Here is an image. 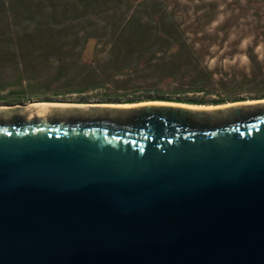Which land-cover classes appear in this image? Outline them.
Wrapping results in <instances>:
<instances>
[{
	"label": "water",
	"instance_id": "95a60500",
	"mask_svg": "<svg viewBox=\"0 0 264 264\" xmlns=\"http://www.w3.org/2000/svg\"><path fill=\"white\" fill-rule=\"evenodd\" d=\"M228 104L0 105V264H264V100Z\"/></svg>",
	"mask_w": 264,
	"mask_h": 264
},
{
	"label": "rangeland",
	"instance_id": "374dc122",
	"mask_svg": "<svg viewBox=\"0 0 264 264\" xmlns=\"http://www.w3.org/2000/svg\"><path fill=\"white\" fill-rule=\"evenodd\" d=\"M5 2L16 58L0 63V105L264 92V0Z\"/></svg>",
	"mask_w": 264,
	"mask_h": 264
},
{
	"label": "trees",
	"instance_id": "16d2710c",
	"mask_svg": "<svg viewBox=\"0 0 264 264\" xmlns=\"http://www.w3.org/2000/svg\"><path fill=\"white\" fill-rule=\"evenodd\" d=\"M57 44V43H55ZM53 54H55L53 52ZM54 56V55H53ZM16 52L14 47L13 32L11 28L10 18L5 0H0V63L2 60H15ZM220 86V83H219ZM204 92L195 91V93ZM246 91H239L237 89H230L227 86H220L216 91L215 100H204V97H177L175 99L163 98L159 100H148V101H164V102H178L187 105H222L230 102H240L247 100H264V92L255 90L250 93H244ZM140 101H132V103H138Z\"/></svg>",
	"mask_w": 264,
	"mask_h": 264
},
{
	"label": "bare ground",
	"instance_id": "6f19581e",
	"mask_svg": "<svg viewBox=\"0 0 264 264\" xmlns=\"http://www.w3.org/2000/svg\"><path fill=\"white\" fill-rule=\"evenodd\" d=\"M248 103V102H247ZM226 105H229V104H226ZM78 106V105H77ZM128 107V106H130L129 104L128 105H111V107ZM201 108H203V107H201Z\"/></svg>",
	"mask_w": 264,
	"mask_h": 264
}]
</instances>
